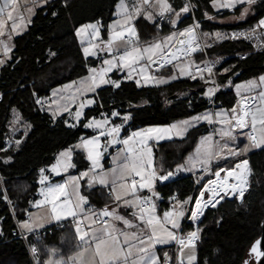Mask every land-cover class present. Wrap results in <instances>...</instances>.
<instances>
[{
    "label": "trees",
    "instance_id": "16d2710c",
    "mask_svg": "<svg viewBox=\"0 0 264 264\" xmlns=\"http://www.w3.org/2000/svg\"><path fill=\"white\" fill-rule=\"evenodd\" d=\"M117 1L46 0L36 9L27 29L13 37L11 58L0 68V264H34L27 248V244L32 242L37 247V260L46 256L50 249L62 256L79 249L78 235L70 222L51 223L39 235L22 239L17 236V221L25 219L32 209L39 186V171L52 163L60 150L73 145L82 134L90 133L83 127L90 118L111 116L116 111L118 115L111 120L123 119L126 121L125 130H128L168 124L200 113L212 104L231 109L239 98L232 86L264 72V48L243 59L234 57L227 60L214 72L219 88L212 100L204 94L205 87L213 79L208 71L178 77L163 85H139L134 80L122 79L119 87L111 83L98 87L92 93L94 103L85 109L78 125L68 126L65 114L54 118L41 109L38 100L47 96L53 87L78 78L86 74L89 67L99 65L100 58L83 55L76 29L83 23L99 21L104 34ZM195 2L198 17H201L204 7L212 11L210 0ZM254 8V13L230 25L229 29L254 25L264 15V0H257ZM141 21L138 20L137 25ZM190 21L191 16L188 15L182 22L187 24ZM169 22L161 28H157L155 23L149 24L150 31L145 34L139 31L136 43L142 44L162 36L170 30ZM209 23L202 21L204 25L209 26ZM250 48L245 41L224 39L207 45L205 53L201 51L190 57L196 65L204 63L206 56L245 52ZM163 68L157 72L164 73ZM113 75L120 76L118 73ZM14 110L20 117L18 126L25 128V131L19 129L16 132L17 143L10 139L8 127ZM208 129L209 125L202 123L188 129L180 138L153 142V159L159 173L173 172L182 165L199 137ZM244 157L250 170L244 196L224 197L215 207H205L197 224L199 239L195 246V261L191 264H242L246 254H251L248 249L261 233L264 216V148L251 151ZM72 159L75 170L88 166L82 151L75 150ZM234 162L235 159H231L224 165L231 168ZM206 180L207 177H203L196 189L190 174L157 182L156 189L162 196L159 209L170 205L169 198L173 194L177 200L191 197ZM81 192L97 206L112 201L106 186L88 187L82 181ZM217 200L218 196L214 203ZM191 229V223L182 222L181 233ZM164 249L171 250V245L158 247L160 252Z\"/></svg>",
    "mask_w": 264,
    "mask_h": 264
},
{
    "label": "snow or ice",
    "instance_id": "6c2138e0",
    "mask_svg": "<svg viewBox=\"0 0 264 264\" xmlns=\"http://www.w3.org/2000/svg\"><path fill=\"white\" fill-rule=\"evenodd\" d=\"M9 2L12 5L16 4V0H5L3 7H0V36H5L7 34V39H12L13 33H18L19 30H22V27L25 26L24 19L22 17H14L12 11L7 12L6 18L4 13L9 7ZM140 5L149 4L150 0H139ZM253 4L255 0H225L222 3L221 7H235L236 5L243 4ZM156 5L160 8V14L163 15L164 12H171V6L167 3V0H156ZM121 7L125 8L124 0H121ZM183 11H188L186 6ZM28 12L31 14L32 9H28ZM248 12V9L245 8L242 12V17L245 16ZM142 13V7L136 6L133 4V12H127L125 8V15L123 24L120 21L117 22V25L113 29V35L107 42V50L109 52L113 51V45L119 41L120 47L123 48V53L119 56H113L112 60H105L104 64L108 67L102 69L99 73L95 69L91 71L94 73L93 76L89 77L88 80L83 81L82 84H88L87 90H94L95 87H98L99 84L109 83L108 80L104 78L107 72L112 71L113 68H127L128 78L132 77L133 72L143 75L144 82L147 83L153 79V77L146 74L145 65L141 64V61H146L148 63L155 62L153 57L158 53H163L164 49L168 46V43L171 42L175 36H168L163 42L154 43L148 47L140 48L136 46V41L133 40V37L137 36L134 26H129L124 28L123 25H130V21L133 18V15H140ZM179 15V14H177ZM147 19H152V15L148 14ZM8 21H12L11 29L8 31L6 25ZM175 23V21H173ZM259 26L264 27V20L259 22ZM86 28L93 29V35L98 34L96 25H87ZM116 28L120 30L117 31ZM83 31V30H81ZM125 32L128 35H125ZM180 35H187L188 41L180 40L178 43L180 45H189L190 50L194 51V48H191L192 41L195 40L194 29L188 28L185 32L180 33ZM219 33L217 36L219 37ZM98 45H90V48H96ZM0 48H2L5 55L11 50L10 46L5 40H0ZM90 48H85V55H95V52L90 51ZM119 50V49H117ZM170 56V58H169ZM175 52H170L168 55H162L161 59L166 63H172V60L177 59ZM3 63V61H0ZM203 71V70H201ZM208 72H211V68L207 69ZM181 72H185V69H181ZM190 74V73H189ZM97 77L99 82H97ZM175 77H173L174 79ZM192 78H195L194 76ZM90 81V83H89ZM158 82H165L163 80ZM115 87H119V83L112 82ZM139 84L140 81H137ZM260 83L264 84V77H260ZM248 90L255 89L258 87L255 81H250L248 85L245 86ZM80 91L81 89H77ZM239 90V86H238ZM209 95L212 94V90H209ZM260 101L264 102V91H261L258 94ZM252 99H256L253 97ZM248 98L244 97L240 101L239 110L233 108L231 110V116L229 117L227 113L219 112L216 113L217 116L223 117L219 122L226 125V127L220 130V135L222 138L227 137L228 141H235L236 136L233 134L234 129L243 130L245 128H251L249 133H246L247 139L249 140L252 147H260L264 145V104L261 105H252L245 107ZM91 103V101H89ZM85 105L81 104L80 107L83 108ZM67 111V108H65ZM81 112H76V118L78 119L81 116ZM112 115H118V113H113ZM128 119V117H125ZM195 120L205 119L210 123L212 122L209 115H204L203 117H195ZM108 121L103 122L93 121L92 123L86 125L87 127L102 128L104 124ZM234 122V123H233ZM184 126H188L190 121H183ZM259 126V127H258ZM177 125H172L171 129H177ZM169 128H149L147 130L133 132L132 135L125 140L117 141L116 137L120 133V127L114 126L107 131V135L112 136V143H123L128 146L126 149L122 150L117 156V160L123 159V163H118L117 167L111 170L113 179L111 180L112 192L114 193V199L117 202L123 200V206L128 208L138 207L139 211L134 212L132 215L137 217L143 227L137 224H133L129 219L125 218L122 215H119L118 212L113 209L109 210L107 207L101 212L97 213L95 210L89 208L85 210L84 205L87 203V200L79 192V179L84 176H87L88 173H83L82 177H69L65 183L62 184H52L44 189L45 200L43 202H38L40 204L50 205V217L56 221H61L68 217L73 219L75 231L78 235L80 244L78 251L75 255L68 258L67 261H57L56 264H160V257L157 256L155 251V246L158 244H168L171 241H177L180 245V253L183 256L184 248H189L194 246L193 242L199 238L198 233L199 229H196L192 232H189L186 237H179L175 232L171 231L167 225H171V229H179L180 223L179 220L184 218L185 212L180 207L182 204H187L193 198L178 202L171 211H166L163 214L161 219L156 215V205L151 203L149 197L137 196L136 193L138 189L148 188L152 189L153 181L155 179L167 180L168 176H159L155 171L148 172L145 175V172L148 168L151 167V149L147 147V139L152 138L153 134H156L157 138H163L164 134H167L171 131ZM186 130V128H180L177 131V134H180V131ZM260 133L259 137L257 133ZM100 135H105V132H101ZM136 138H141L137 140ZM140 144L141 147L137 148L136 145ZM203 144H207V147L204 148V164H208L211 159L221 158L224 150L227 149V156L236 157L246 153L249 148L245 146L243 149H233L229 147L228 142L226 141L223 145L219 147V151L215 153L212 152V141L210 137H206ZM76 147H82L88 152V159L92 161L93 168L99 167L98 158L101 156L99 151L100 143L98 137L92 139H85L80 145ZM126 153V154H124ZM201 154V149H197V156ZM61 156L64 157L63 161H58L57 165H54L52 171L59 175L60 171H67L69 167L73 165L70 163L71 160V150L61 153ZM248 161L244 160L241 163L235 165L234 168L224 169L221 168L214 173L216 179L208 180L207 184L204 185V190L200 192V198L205 196V192H211L212 197L203 201L198 198L195 200V209L191 212L190 219L193 221L198 220L201 215H203V209L209 205L212 207L216 206L214 198L219 195L222 191L225 195L228 194V190L231 189L233 195L239 194L241 198L244 196V189L241 188L238 184H229V178H234L240 181V184L245 183L243 179V170L247 167ZM241 169L239 175H236V170ZM43 171V170H42ZM221 172H226L227 174L221 179ZM135 177H140V180L137 181ZM47 180V177L42 179ZM118 181L120 183H118ZM93 183H100L102 185H107L109 183L106 174L99 176H92L89 178V185ZM71 186V192L68 191V188ZM118 189H124V196L132 195L134 200L124 199L123 196L119 193ZM155 195V193H153ZM64 198L61 200V198ZM223 197H221L222 199ZM59 202V203H58ZM82 214V215H81ZM102 217H111L114 221H121L123 225L128 229H139L138 231H125L122 228H117L115 224L110 223L109 221L102 220ZM102 224L99 228H94L92 225ZM24 228L31 230V225L25 223ZM260 246V241H257L252 248V252L257 256L264 255L258 251ZM85 253H89V258L85 259ZM168 254H164V264H167ZM189 261L193 260V256L188 257ZM49 264H52L50 261ZM183 264V261H181Z\"/></svg>",
    "mask_w": 264,
    "mask_h": 264
},
{
    "label": "rangeland",
    "instance_id": "374dc122",
    "mask_svg": "<svg viewBox=\"0 0 264 264\" xmlns=\"http://www.w3.org/2000/svg\"><path fill=\"white\" fill-rule=\"evenodd\" d=\"M256 1L257 0H255V2ZM220 2H225V0H212L211 3H212V5L219 6ZM185 4H187V3H185ZM254 4L255 3H253L251 5H249L247 3H245L243 5H239L238 4L235 7H233L232 9L238 7L239 13L242 14L244 9L247 8L248 12L244 16V17H246L249 14H252V13L255 12ZM232 9L230 11H232ZM123 11H124V9H122L121 7L117 8V12L114 13L115 16L109 21V23L107 25V30H106V32L104 34L101 31L102 26H101V23L99 21L86 22V23H83V24H81V25H79L77 27V29H76L77 40L82 45L83 55L84 56L94 57V58H100V63H99V65H97L95 67H93V66L89 67V69H88L86 74H84V75H82V76H80L78 78L71 79L69 81H66L65 83H62V84H59V85L53 87L52 90H51V93L48 96H43L41 98V101H40L41 109L49 112V114H51V116H53L54 118H56V117H58V116H60L62 114H65V117H66L65 118V122H66V124L68 126L75 127V126L78 125V123L82 119L85 109L93 104L94 98L90 94L93 93L98 87L103 86L105 84H110V83L113 84L112 82L119 83L122 79L134 80L136 83H137V81H140L139 85H159V84H161V82H158V81H161V80H163L165 82L167 81V79L163 78V77L166 76V75H164L165 73H161L160 74L158 72H154L152 70L151 63H148L146 61H141V64L145 65V67H146V74L148 76L153 77V79L150 80L147 83L144 82L143 75L138 74L139 69L137 70V72H133L132 73V77L131 78H128V71L129 70L127 68L117 67V68H113L112 71L107 72L105 74L104 78L106 80H108L109 83L99 84V86L95 87L94 90H87L88 89V84H82L83 81L88 80L89 77L94 75V73L91 71L92 69H95L96 72L99 73L102 69L108 67L107 65L104 64L105 60H112L113 56H119V55H121L123 53V48L120 47V43L121 42H119V41H117L113 45V51H111V52H109L107 50V47H106L107 46V42L109 41V39L113 35V29L117 25V22L120 21L121 24H123L124 15H125L123 13ZM173 12H174L173 14L175 15L173 20L175 21L177 15H176V12L174 10H173ZM234 13H236V12H234ZM261 20H264V15L259 18L258 23ZM87 25H96V28L98 30V34L94 36L93 35V29L86 28L85 26H87ZM129 26H133V25L132 24L123 25L124 28H127ZM260 29H261V31L263 33V37H264V27L260 26ZM81 30H83V31H81ZM116 30L119 31L120 29L116 28ZM125 35L127 36L128 33L125 32ZM168 36H172V35H165V36L162 35L157 40H151V41H148V42H145V43H142V44H137L136 43V46H138L140 48L148 47V46H150V45H152L154 43L163 42L165 40V38L168 37ZM199 36L201 37V39L205 43V40L200 35V33H199ZM226 37H227L226 39H229L228 38V32H227ZM90 45H98V47L90 48ZM85 48H90V51L95 52V55H85V52H84ZM117 49H119V50H117ZM185 62L191 63V62H189L187 60ZM113 73H118V74H120V76L119 77L118 76H114ZM167 75L168 76L169 75L173 76L175 78L180 77V75H178L177 71H171L170 73H167ZM160 76H162V77H160ZM97 82H99V78L98 77H97ZM89 83H90V81H89ZM238 86H239V84L236 87V91L238 93H240V91L238 90ZM77 89H81V90L78 91ZM89 101H91V103H89ZM81 104H83L85 106L83 108H81L80 107ZM65 108H67V111H65ZM210 108L212 109V106ZM211 109H210V113L212 114ZM77 111H80L82 113L81 116L78 119L76 118V115H75ZM113 113H116V111H113ZM114 116L115 115H111V116L103 115L101 117H95V118L90 119L89 121H86L84 123L83 127L85 129L89 130L90 133L89 134H82L77 139V141L73 143V145L63 148L61 150V152H59V154L55 156V159H54V161L52 163H50L49 165L45 166L44 168H42L39 171L38 178H37L38 183H39L38 191H37V193H38L37 197L38 198L35 200V202L33 201L34 203L32 202V208H34V209H31L29 211V213L32 214V212H33L34 215H37L41 223H44V224H48L49 223V224H51L53 222H57L56 220L51 219V217H50V207H51L50 205L40 204L38 206V202H43L45 200L44 189H46L48 186H50L52 184H62V183H65L68 180L69 177H82L83 173H88L87 176L82 177L78 181V183H79V192H80V194L82 196H84L86 198V200L88 198L81 192L82 181H85V184L88 187L89 186L91 187L92 185H98L100 183H93V184L89 185V178L92 177V176H99V175H102V174H106L107 179L109 181V183L106 186H112L111 185V180L113 179V176L111 174V170L116 168L118 163H123L124 162L122 158L120 160H117L116 158H117L118 154H120L122 152V150H124V149H126L128 147V146L124 145L123 143H119V142L112 143L111 142L113 140V137L107 135V131L109 129H111L112 127H114V126H119L120 127V133L116 137V140L117 141H122V140L128 139L132 135L133 132L147 130L149 128H161V129L169 128V129H171L172 125H177L178 126L177 129H171V131L169 133L163 135V138H157L156 134H153L152 138L147 139V147L151 149V161H152V163H151V167L148 168L147 171L145 172V175H147L148 172L155 171L156 174H157V177L167 175L168 179H169V178H171V177L176 175V171L179 169L180 166L176 169V171L167 172V173H159V171L156 169V166L154 164V159H153V142H158V141L171 139V138H180V137L184 136L185 133H186V130H188L189 128H191L194 125L198 124V120H195L194 118L195 117H201L200 115H196V116L189 117V118L174 120V121H172V122H170L168 124H152V125H146V126H142V127H138V128H134V129L125 130L126 121H124L122 119L121 121L113 122L111 120V118L114 117ZM19 120H20L19 114L16 111H13V115H12L11 120L8 123V127H9L10 139H13L14 141H16V143L19 141V138L18 139L15 138L16 132H18L19 129H23L25 131V128H24L23 125L22 126H18ZM105 120H107L108 122L106 124H104L102 128H94V127H87L86 126V125L92 123L93 121L103 122ZM211 120H212V118H211ZM183 121H190V124L188 126H184L182 124ZM180 128H186V130L180 131V134H177V131ZM101 132H105V135H100ZM96 137H98V139H99V143H100L99 151L101 153V156L98 158L99 167L93 168L92 161L88 159L87 150L82 148V147H76V146L80 145L82 143V141L85 140V139H92V138H96ZM206 137H210L211 138V141H212V144H213V147H212L211 150H212L213 153L216 152V149L218 147L216 145V142H215L216 132L212 131V133L210 132L209 134H204L203 136H201V138L199 140L198 147L196 148V152L195 151L193 152V154L191 155V159H195L197 157V149L198 148L201 149V154L198 157H204L203 151H204V148L207 147V144H203V147H202V143L204 142ZM136 139L139 140L141 138H136ZM8 141L10 142L9 139H8ZM231 142L233 143L235 141H231ZM136 147L139 148V147H141V145L137 144ZM233 149H235V148H233ZM69 150H71L70 163L73 166L69 167L67 169V171L61 170L59 175H57L55 172L52 171V168H53L54 165H57L58 161H63L64 160V157L61 156V153L69 151ZM75 150L82 151L84 156H85V158L88 160V166L86 168L81 169V170H75V163L73 162V159H72L73 158V152ZM124 154H126V153H124ZM232 158H235V162H234L233 167H231V168H234L235 165L238 162L246 159L242 155H239V156H236V157H232ZM219 166H218V168H216L217 166L214 167V168H211L210 170H208V172L206 174H204L203 177H205V176L207 177V180L204 183V185L207 183L208 180L215 178L214 173L216 171H218L219 169H221V168L230 169V168L226 167L225 165H221L220 167ZM223 173L224 172H221V175ZM249 174H250V170H249V167H248V175L246 177L245 184H243V186L241 187L244 190L246 188L245 187L246 183H247V186H248ZM44 177H47V180H44L43 183H42L41 181H42V179ZM137 178L140 180V177H137ZM156 180L157 179H155L153 181V185L156 182ZM158 180H161V179H158ZM230 181L232 182L233 178H231ZM118 183H120V182L118 181ZM203 186L197 192H201L203 190L202 189ZM68 191L71 192V186L68 188ZM118 191L123 196L124 199L134 200V197L132 195L124 196V189H118ZM141 191H150L151 203H154L156 205V215L159 216L162 219L163 217L161 216L158 202L153 199V191H152V189L151 190H149L148 188L138 189L136 195L139 196ZM207 195H208V192H205V198L207 197ZM226 196H232V197L240 198V196H237V194L233 195L232 192H228L227 195H225V193H220L219 196H218V201L220 202ZM221 197H223V198L221 199ZM63 199L64 198L62 197L61 200H63ZM195 199H196V196L194 195L193 199L190 200L187 203L184 217H187L191 213V211L193 209V204L195 202ZM175 204H178V202H175ZM217 204L218 203H216V205ZM209 206H211V205H209ZM119 208L121 210H119ZM127 208L128 207H124L123 206V200H122V201L114 204L112 207H109L108 209L109 210L115 209L118 212L119 215H122L125 218L129 219L133 224H137V225H140L141 227H143L141 221L137 217L132 215L134 212H138L139 208L138 207L131 208V213H129L126 210ZM98 210L102 211L103 208L98 209ZM25 219L21 220L19 222L18 228L20 227L21 229H23L22 227L26 223L28 218H25ZM111 221L114 224H115V222H117V221H114V220H111ZM101 226L102 225L95 224L92 227L99 228ZM119 226L121 228L124 227L123 223H120ZM124 229L126 231H130L131 232V230H129L128 228H124ZM196 229H198V227H196ZM133 230L138 231L139 229H133ZM191 230H193V228ZM171 231H173V229ZM186 233H184V234H186ZM198 236H199V234H198ZM195 246H196V244H195ZM195 246H192V247H195ZM190 249H192L190 251H192L194 253V249L193 248H190ZM246 255H247V258H246L245 262H243L242 264H255L254 257L251 256V254H248V253ZM185 257H186V258H184L185 261L187 263H189V264L194 260L193 259V260L189 261V259H188L189 252H188V255H185ZM35 261H36V264H37L38 260L36 259Z\"/></svg>",
    "mask_w": 264,
    "mask_h": 264
},
{
    "label": "crops",
    "instance_id": "0c3cea01",
    "mask_svg": "<svg viewBox=\"0 0 264 264\" xmlns=\"http://www.w3.org/2000/svg\"><path fill=\"white\" fill-rule=\"evenodd\" d=\"M45 1L46 0H16V4L15 5H12L9 2V7H8V9H6V11L4 13V17L6 18L8 11H12L14 17H22L24 19L25 26H23L22 30H19L18 33H13L11 40L7 39V34L5 36H0V40H5L8 43V45L10 46V48H11V50L8 52L7 55H5L3 50H2V48H0V61H3V63H0V68L2 67V65L7 60H9L11 58V51H12V48H13V37L16 36V35L21 34L22 32H24L27 29V26L31 22V19H32V17L35 14L36 9L39 6H41L43 3H45ZM211 2H212V0H210V2H209L210 3V7L212 8V11H208V9L206 7H204L202 9L201 17H198L196 15V11H195L196 10L195 9V6H196L195 5L196 4L195 0H193V1H191V0H167V3L171 6L172 11L171 12H164L163 14L168 15L171 18V20L169 22L170 30L165 32L163 34V36H165V35H173V34H175V36H174L173 40L168 43V46L164 49V52L163 53H158L156 56L153 57V59L158 57V56H160V55H162V54H164L165 52L170 51L172 49V47H173V45H174L179 33L185 32L188 28H193L195 30L194 26L192 25V21H190L187 24L182 22L184 20V18L186 16H188V15L191 16V20H193V18L198 20L197 31L204 38L206 45H211V44H214V43H216L218 41L226 39L227 38L226 35H227V32L229 31L230 25H232L234 23H238L240 21H243L249 15H251V14H249L246 17H244V16L242 17L241 13H239V11H238L239 10L238 7L234 8V9H232L233 7H221L220 5L222 3H224V2H220L219 6L212 5ZM134 3L136 4V6L142 7V13L140 15H138V16L137 15H133V18L130 21V24H132L135 27L137 36L134 37V38L137 39L139 37V31H142V33L144 32V34L147 33L148 30L150 31L149 24H153L155 22V18L158 15H160V8H159V6L156 5V0H150V3L149 4H145V5H140L139 0H124V5H125V8H126L127 12H129V13L133 12V4ZM185 3H187V4H185ZM4 4H5V0H0V7H3ZM186 6L188 7V11L185 12V11H183V9ZM119 7H121V0H118L116 2L114 13L117 12V8H119ZM125 8H122V9H124V11H123L124 14H125ZM28 9H32L31 14L28 12ZM231 9H232V11H230ZM173 10L176 12V15L179 14L176 17L175 23H173V21H174L173 18L175 16L173 14L174 13ZM234 12H236V13H234ZM148 14L152 15V19H147L146 18V16ZM114 16L115 15L113 14V17ZM138 20L146 21L147 24H144L141 21V22H139L140 24L137 25V21ZM203 20L206 21L207 23L210 22L209 26L208 25H204L206 23L202 24ZM258 21H256L254 24L257 25L258 28L260 29ZM11 24H12V21H8L7 22L6 29L8 31H10V29H11ZM139 26H141V28ZM217 33L220 34L219 37L217 36ZM158 38H155V39H152V40H157ZM149 41H151V40H149ZM82 52H83V50H82ZM86 57H89V56H86ZM186 60L191 62V63L185 62ZM193 66H194V64H193V61H192L190 56L173 61L172 63H170V65L165 66L163 68V71L165 73L164 75H166L163 78L167 79V81L163 82V83H161L159 85H163V84L169 83L170 81L176 79V78L173 79L172 78L173 76H170V75L168 76L167 73H166L167 70L177 71V73H178V75H180V77H185V76H190V75L194 74ZM182 68L185 69V72H183V73L181 72ZM152 70H153V68H152ZM153 71L157 72L155 70H153ZM195 74H198V73H195ZM160 77H162V76H160ZM260 77H264V72H262L261 74H259L256 77H252V78H249V79H246V80H242V81L236 82L232 86L233 90L235 91L236 95L239 98L242 97V96H247V95H250L252 98L253 97L256 98V99H252V101L250 102L248 107L252 106V105L264 104V102L260 101L259 98H258V94L261 91H264V84L260 83ZM250 81H255L257 83L258 87H256L255 89H252V90H248L245 86L248 85V83ZM238 84H239L240 93H238L236 91V87H237ZM218 88H219V86L217 85V83L213 79H211L209 81V83L207 84V86L205 87V91H204L205 96L208 99L212 100L214 95H215V93L217 92ZM210 89L212 90V94L211 95L208 94ZM51 90H50L49 94L51 93ZM90 95L92 96V93ZM41 98H39V100H38L39 103L41 101ZM233 108L227 109L225 107L213 106L212 105V109L211 108H207V109L201 111L199 114L197 113V114H195L193 116L200 115L201 117H203L204 115H209L212 118V122L211 123L208 120L200 119V120H198V124L197 125L202 124V123H207L209 125V129L207 130L208 132L206 131L204 134H209L210 132L212 133V131L216 132V139H215L216 145H217V142H219V145H223L227 141L228 144H229V147L235 148V149H243L245 146H248L249 150L246 153L242 154V156H246L251 151H256V150H259L261 148H264V145H262L260 147H252L251 146L249 140L247 139V135H246V133H248V131H239L238 129H234L233 134L236 135V139H235V142H233V143L231 141H228L227 137H224V138L221 137L220 130L222 128L226 127V125H224V124L219 122L221 119H223V117L217 116L216 113L224 112V113H227L228 116L230 117V114H231L230 111ZM210 109L212 111V114L210 113ZM14 111H16V110H14ZM101 116H103V115H100V116H97V117H101ZM193 116H190V117H193ZM93 118H95V117H93ZM186 118H189V117H186ZM90 119H92V118H90ZM182 119H184V118H182ZM197 125H194V126H197ZM249 130L251 131V128H249ZM186 132H187V130H186ZM204 134H202L201 136H203ZM259 135H260V133L258 132L257 136L259 137ZM201 136L199 137V139L197 141V144H196L195 148L193 149V151L187 156L185 162L182 165H180L179 169L177 171L175 170L176 172H179L182 175L189 174V173H192V172L201 173L203 168H206V167H209V166H211V168H214L216 166L218 167L219 165L220 166L224 165L227 161H229L231 159H235V158H232L231 156H227V149L224 150V153L222 154L221 158L211 159L208 164H204L203 163V160H204L205 157H198L197 156L195 159H191V155L193 154V152L194 151L196 152V148L198 147L199 140H200ZM216 151H219V147H217ZM59 152H61V150ZM59 152L56 155H58ZM207 172L208 171H206L204 174H206ZM175 177H177V175L169 178L166 181L172 180ZM166 181L157 179L156 182L154 183V185L152 186V191H153V193H155V195H153V199L158 202V205H159V202L162 199V196L160 195V193L156 189V183L157 182H161L162 183V182H166ZM98 185H102V184H98ZM98 185H92L91 187H95V186H98ZM102 186H106V185H102ZM106 187H107V192L112 197V201L109 204H107L105 207H103V209H105L106 207L107 208L112 207L114 204L118 203L114 199V193L112 192V186H106ZM37 191H38V189H37ZM37 196H38V193H37ZM37 196H36L35 200L38 198ZM189 198H187L186 200H189ZM35 200H34V202H35ZM169 200H170V205L167 208L159 209L162 217H163L164 212L171 211L175 206H177V204H175V202L185 201V200H177L174 197L173 198H169ZM186 205L187 204L180 205V207H182L184 212H185V209H186ZM32 209H34V208H32ZM119 210H121V209L119 208ZM126 210L129 213H131V208H127ZM26 218H28L26 223L31 225V230H34V229H37V228H41V227H45V226L49 225V223L48 224L41 223L39 218H38V216L34 215L33 212H32V214L28 213ZM111 220H112V218L110 217V219L108 221L110 223H113ZM20 221H17V226L19 225ZM182 222H183V218H181L179 220L180 226H181ZM120 223H122V222L121 221L115 222V226L117 228H121L119 226ZM98 224L102 225L100 223H98ZM92 226H94V225H92ZM167 227L170 228V230H172L171 229V225H167ZM22 228L23 229H21L19 227L18 229L22 230V231H31V230H29L27 228H24V227H22ZM122 228L124 229L126 227L124 226ZM129 230L136 231V230H133V229H129ZM177 230L178 229H173V232L176 233ZM172 242L173 241H171L168 244H158V245L155 246V251H156L157 256L160 257V261L163 259V256H164L163 252L166 249H164L162 252H160L158 250V247L171 245ZM79 243H80V241H79ZM190 248L194 249V253L192 251H190V250H192ZM78 251H80V248L78 250H76L75 252L69 254L68 256H62V255H57V251L56 250L50 249L49 253L46 256L38 259L37 264H49L50 261L52 262V264H56L57 261H61V260L67 261L69 257L75 255ZM188 252H189V256H193L194 257V260L191 262V263H193L195 261V247L185 248L183 250V256H181V253H180V257H181L182 260L185 261L184 258H186L185 255H188ZM88 258H89V253H85V259H88ZM185 263L189 264L186 261H185Z\"/></svg>",
    "mask_w": 264,
    "mask_h": 264
},
{
    "label": "built area",
    "instance_id": "2783aa9c",
    "mask_svg": "<svg viewBox=\"0 0 264 264\" xmlns=\"http://www.w3.org/2000/svg\"><path fill=\"white\" fill-rule=\"evenodd\" d=\"M170 20H171L170 16L165 15V14H163V15L160 14V15H158L155 18V22L154 23H155V26L157 28H161L167 21H170ZM192 25L195 28V30H194L195 40L192 41L191 48H194L195 50L194 51L190 50L189 45L187 43H185V45H183V46L182 45L177 46L180 49H177L176 47H172V49L170 51H168V52H166V53H164L162 55H168L170 52H175L177 57H178L175 60H178V59H181V58H184V57H189V56H191V55H193L195 53L201 52V51L205 53L207 45L203 42V40L199 36V32L197 31L198 20L193 18ZM179 35H180V33L178 34L177 37H179ZM228 38L232 39V40L245 41V42H247L250 45L251 48H250V50L245 51V52H236V53H231V54L230 53L229 54H223V55H219V56H216V57L206 56V59H205L204 63L196 64V65L193 66V72L194 73H202L204 71H207L208 68H211V72L210 73L212 74L213 80L215 81L214 72L216 71V69L218 67H220L227 60H229L231 58H234V57H238V58L243 59L246 56H248L249 54L258 52V51H260V50H262L264 48L263 33L258 28V26L255 25V24L254 25H250V26H236V27L230 28L229 31H228ZM188 39L189 38H188L187 35H183L182 36V40L183 41L187 42ZM133 40L136 41V39L134 37H133ZM162 55H160V56H158V57L153 59L155 61V62L151 63V67L153 68V70L158 71L159 69L170 65V63H166L164 60L161 59ZM169 58H170V56H169ZM175 60H172V62L175 61ZM201 70H203V71H201ZM249 96L250 95L242 96V97L238 98L236 106L234 108H237V110H239L240 101L242 100V98H244V97L249 98ZM245 107L246 108L248 107L247 102L245 104ZM230 116H231V114H230ZM238 130L239 131H248V133L250 132L249 128H245L243 130L238 129ZM210 169H211V166L203 168L201 173H198V172L189 173L191 175V177L193 178V180H194V184H195V188L194 189H196V187L200 183L202 177L204 176V173L206 171L210 170ZM176 175L179 176L181 174L179 172H176ZM135 178L137 179V181H139V179L137 177H135ZM247 187L248 186H246V188ZM202 189L204 190V187ZM199 194H200V192H197V193L193 192L192 195H191V198H193V196L195 195L196 199H198V198H200ZM139 196L141 198H143V197H149L150 198V191H141ZM175 196H176V194H173L171 196V198H173V197L175 198ZM237 196H239L238 193H237ZM207 197H208V195H207ZM204 198H205V196L203 198H200V199H204ZM106 205L107 204L97 206V205L93 204L92 201L87 199V203L85 204L84 208H85V210H88L89 208H91V209L95 210L97 213H99L101 211H99L98 209H101V208L105 207ZM194 209H195V202L193 204L192 211ZM190 216H191V213L187 217H184L183 221L191 223L193 230H190L186 234L183 235L181 233V230H180L181 226H180V228L176 232L177 236L186 237L189 232H192V231L196 230L197 224H198V222H199V220H200L202 215L199 217L198 220H195V221L190 219ZM109 219H110V217H102V220H105V221H108ZM65 221L66 222H70V223H72L74 225L73 219L71 217L63 219L61 221L53 222V223L56 224V225H59V224H62L63 222H65ZM44 228L45 227H41V228H37V229L31 230V231L19 230V232L17 233V236L21 237L22 239H26L29 236H32V237L34 236L35 237L36 235H39L41 233V231L44 230ZM196 241H198V239H196L193 242L194 246L196 244ZM27 248H28V252H29L31 260L33 261L34 264H36L35 260L38 257V252H37V247H36L35 243L34 242L28 243L27 244ZM180 248H181V245L177 241H173L172 244H171V250H164L163 253L164 254L167 253L168 257L170 258L168 260L167 264H181V261H183V264H186L185 261L182 260L181 257H180ZM160 264H164V256H163V259L160 261Z\"/></svg>",
    "mask_w": 264,
    "mask_h": 264
},
{
    "label": "water",
    "instance_id": "95a60500",
    "mask_svg": "<svg viewBox=\"0 0 264 264\" xmlns=\"http://www.w3.org/2000/svg\"><path fill=\"white\" fill-rule=\"evenodd\" d=\"M182 36L183 35H179V37H177L173 47H177L180 46V44L178 43V41L182 40ZM178 44V45H177ZM252 101V97L249 96L248 100H247V105L250 104V102ZM247 160V159H246ZM249 165V164H248ZM227 198H232V196H226ZM257 241H260V246L258 251L261 253H264V216L261 220V233L260 235L253 241V243L250 245L248 252L251 253L254 256V260H255V264H264V255L261 256H257L255 253H253L251 250L253 248V246L256 244Z\"/></svg>",
    "mask_w": 264,
    "mask_h": 264
},
{
    "label": "bare ground",
    "instance_id": "6f19581e",
    "mask_svg": "<svg viewBox=\"0 0 264 264\" xmlns=\"http://www.w3.org/2000/svg\"><path fill=\"white\" fill-rule=\"evenodd\" d=\"M177 45H178V44H177ZM176 48H177V49H180V48H178V47H176ZM245 160H246V159H245ZM242 161H244V160H242ZM242 161H240V162H238V163H241ZM238 163H237V164H238ZM248 167H249V166H248V164H247V167L243 170V179H244L245 181H246V177H247V175H248ZM230 169H231V168H230ZM240 172H241V169H237V170H236V175H239ZM226 174H227V173L224 172V173L221 175V179H222ZM214 179H216V177H215ZM230 180H231V177H230L229 180H228V183H229V184H238L240 187H242L243 184H245V183L240 184V181L237 180V179H234V178H233V181H232V182H231ZM207 182H208V181H207ZM206 184H207V183H206ZM206 184H205V185H206ZM246 186H247V183H246L245 187H246ZM228 192H231V189H229ZM208 193H209V194H208V197L202 199L203 201H206L207 199H209V198L212 197V193H211V192H208ZM220 193H224V192L221 191ZM220 193H219V194H220ZM218 196H219V195H218ZM216 197H217V196H216ZM216 197H215V198H216ZM215 198H214V199H215ZM204 209H205V208H204ZM204 209H203V210H204Z\"/></svg>",
    "mask_w": 264,
    "mask_h": 264
}]
</instances>
